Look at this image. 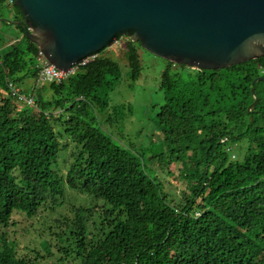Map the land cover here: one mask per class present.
Segmentation results:
<instances>
[{
	"label": "trees",
	"instance_id": "1",
	"mask_svg": "<svg viewBox=\"0 0 264 264\" xmlns=\"http://www.w3.org/2000/svg\"><path fill=\"white\" fill-rule=\"evenodd\" d=\"M15 26L20 37L0 39V264H264V80L249 111L264 57L219 69L167 61L160 138L136 145L113 129L126 106L111 103L123 69L108 48L65 80L37 84L40 49ZM138 46L126 45L134 80ZM247 137L238 160L231 143ZM170 170L176 189L164 185ZM69 189L91 203L69 201ZM23 219L30 241L21 246Z\"/></svg>",
	"mask_w": 264,
	"mask_h": 264
},
{
	"label": "water",
	"instance_id": "2",
	"mask_svg": "<svg viewBox=\"0 0 264 264\" xmlns=\"http://www.w3.org/2000/svg\"><path fill=\"white\" fill-rule=\"evenodd\" d=\"M28 39L66 72L121 36L176 64L219 69L264 57V0H15ZM252 82L254 101L258 104Z\"/></svg>",
	"mask_w": 264,
	"mask_h": 264
},
{
	"label": "rangeland",
	"instance_id": "3",
	"mask_svg": "<svg viewBox=\"0 0 264 264\" xmlns=\"http://www.w3.org/2000/svg\"><path fill=\"white\" fill-rule=\"evenodd\" d=\"M0 39H15L21 36V32L15 25L2 21L1 18H7L12 20H18L19 13L16 7L9 4L8 0H4L0 4ZM129 38L123 36L120 41L109 47L105 54L111 56L117 60L122 69L123 77L115 90L111 93V103L113 106L122 105L126 106V121L118 128H113L117 134V137L122 138L125 141H133L136 145L147 144L150 139L157 140L160 138V132L155 127V116L160 104L164 102V93L160 90L159 84L163 70L167 66V61L164 58L156 56L149 52L142 46H138L139 54L142 62V73L138 79H132L129 75L130 66L128 64L126 45ZM32 79L27 80L28 83ZM47 83V82H46ZM43 83V84H46ZM42 84V83H41ZM21 89H25V86L20 85ZM25 94V93H24ZM27 95V94H26ZM28 105L27 101H22ZM112 115L115 116L114 110ZM63 142H69L67 137L63 138ZM233 156L238 160H242L246 150L252 145L251 138L247 137L239 142H232ZM72 147V144H70ZM68 147L67 153L60 159V168L63 173H66L69 155L72 150ZM68 159V160H67ZM177 174L174 170H170L164 178V185L169 189L178 188ZM165 177V176H164ZM68 199L76 204H90V198L82 193L74 190H68ZM15 219H20L19 215H15ZM29 222L23 219L18 223V232L20 237L21 246L25 245V242L30 241L26 226Z\"/></svg>",
	"mask_w": 264,
	"mask_h": 264
},
{
	"label": "built area",
	"instance_id": "4",
	"mask_svg": "<svg viewBox=\"0 0 264 264\" xmlns=\"http://www.w3.org/2000/svg\"><path fill=\"white\" fill-rule=\"evenodd\" d=\"M120 41V40H119ZM118 41V42H119ZM93 57V56H92ZM92 57L87 58L81 64H85ZM39 59H40V68L37 78V84H43L50 81L61 82L65 80L71 73L75 72L76 66H74L70 71H60L57 70L54 66H52L49 61L45 58L42 50H39ZM9 88L11 93L18 98L19 101H27L30 104L35 105V99L33 95H26L21 91L20 86L10 83Z\"/></svg>",
	"mask_w": 264,
	"mask_h": 264
}]
</instances>
